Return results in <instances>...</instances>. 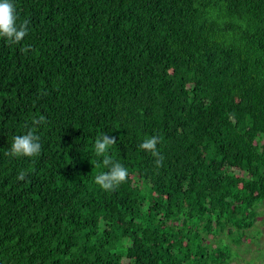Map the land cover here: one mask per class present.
Segmentation results:
<instances>
[{"label": "trees", "instance_id": "trees-1", "mask_svg": "<svg viewBox=\"0 0 264 264\" xmlns=\"http://www.w3.org/2000/svg\"><path fill=\"white\" fill-rule=\"evenodd\" d=\"M15 5L29 33L0 40V264H234L264 203V0ZM30 128L41 154L6 156ZM101 133L129 169L113 191L94 183ZM152 135L160 167L138 149Z\"/></svg>", "mask_w": 264, "mask_h": 264}, {"label": "clouds", "instance_id": "clouds-1", "mask_svg": "<svg viewBox=\"0 0 264 264\" xmlns=\"http://www.w3.org/2000/svg\"><path fill=\"white\" fill-rule=\"evenodd\" d=\"M29 22L27 20L18 23L17 9L15 0H0V40H5L9 44L17 45L28 35ZM45 117L40 116L35 123H45ZM160 137L152 135L145 137L138 145V149L150 153L154 157V164L157 167L162 166L164 157L158 148ZM116 144L115 138L101 133L94 144V153L96 157H102V165L106 171H101L94 177V183L104 191H113L123 184L128 175L129 169L118 161H114L110 151ZM42 145L40 136L35 128H30L26 132L18 135H12L8 147L4 154L13 159H32L41 154ZM98 165L100 161H97ZM23 181L25 172L21 171L17 177Z\"/></svg>", "mask_w": 264, "mask_h": 264}, {"label": "crops", "instance_id": "crops-1", "mask_svg": "<svg viewBox=\"0 0 264 264\" xmlns=\"http://www.w3.org/2000/svg\"><path fill=\"white\" fill-rule=\"evenodd\" d=\"M260 211L261 215L257 217L253 226L249 229L244 230V235L242 237L243 240L237 244H234L235 246H241L242 243L244 244L242 247H238L237 251H233L237 254L235 255V258H238L239 254H242L244 255V257H246L248 254H251V249L252 247H254V250L258 254V259H260V262L264 261V204H261ZM247 252L249 253L245 254ZM256 260L250 261V263L257 264ZM255 261L256 263H254ZM234 264H237V262Z\"/></svg>", "mask_w": 264, "mask_h": 264}, {"label": "rangeland", "instance_id": "rangeland-1", "mask_svg": "<svg viewBox=\"0 0 264 264\" xmlns=\"http://www.w3.org/2000/svg\"><path fill=\"white\" fill-rule=\"evenodd\" d=\"M262 204H264V203H262ZM208 242L211 245H213V244H215L216 241H212V239L209 238ZM243 245H244L243 243H242L241 246H239V245L235 246L234 244H232V245L229 246V249L232 250V251H235V250L237 251V248L238 247H242ZM246 247H248V246H246ZM251 250H252L251 254H248L249 252L245 253V254H248L246 257H244V255H242V254H239L238 258L234 257L232 262H234V263L237 262V264H252V263H250V261H254V260L257 259L256 260L257 264H264V261L260 262V259H258V254L255 252L254 247H252ZM256 261L254 263H256Z\"/></svg>", "mask_w": 264, "mask_h": 264}]
</instances>
